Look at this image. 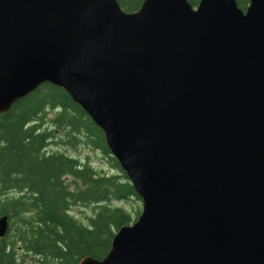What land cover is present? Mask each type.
Listing matches in <instances>:
<instances>
[{
	"label": "water",
	"instance_id": "1",
	"mask_svg": "<svg viewBox=\"0 0 264 264\" xmlns=\"http://www.w3.org/2000/svg\"><path fill=\"white\" fill-rule=\"evenodd\" d=\"M46 82L143 203L79 264H264V0H0V113Z\"/></svg>",
	"mask_w": 264,
	"mask_h": 264
},
{
	"label": "trees",
	"instance_id": "2",
	"mask_svg": "<svg viewBox=\"0 0 264 264\" xmlns=\"http://www.w3.org/2000/svg\"><path fill=\"white\" fill-rule=\"evenodd\" d=\"M127 11L143 0H119ZM198 5L199 0H189ZM246 8L250 0H237ZM109 157L116 173L97 168L82 146ZM70 151H77L72 154ZM141 200L111 153L103 130L62 87L46 82L0 113V264H79L105 257L120 227L140 215L118 201ZM91 206L80 219L73 209Z\"/></svg>",
	"mask_w": 264,
	"mask_h": 264
},
{
	"label": "rangeland",
	"instance_id": "3",
	"mask_svg": "<svg viewBox=\"0 0 264 264\" xmlns=\"http://www.w3.org/2000/svg\"><path fill=\"white\" fill-rule=\"evenodd\" d=\"M72 154L77 155V151H70ZM78 154H80L81 157H85L86 155H90L92 162L94 165L99 169H104L106 172L110 173H116V168L111 165L109 157L104 156L101 152L92 151L89 149V147H85L84 145L79 148ZM118 204L123 205L130 210H132L134 207H137L140 204V207L142 209V200H137L133 198V200L129 201H118ZM73 213H75L80 219L86 220L87 215H91L93 213V209L91 206H79L73 209ZM34 258L32 256H29L26 258V260L23 262V264H33Z\"/></svg>",
	"mask_w": 264,
	"mask_h": 264
}]
</instances>
